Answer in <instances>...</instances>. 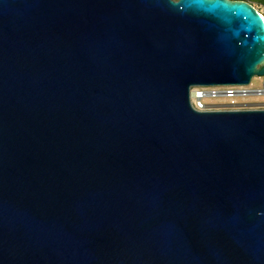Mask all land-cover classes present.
I'll list each match as a JSON object with an SVG mask.
<instances>
[{"label": "water", "instance_id": "water-1", "mask_svg": "<svg viewBox=\"0 0 264 264\" xmlns=\"http://www.w3.org/2000/svg\"><path fill=\"white\" fill-rule=\"evenodd\" d=\"M264 75L249 0H0V264H264Z\"/></svg>", "mask_w": 264, "mask_h": 264}, {"label": "built area", "instance_id": "built-area-1", "mask_svg": "<svg viewBox=\"0 0 264 264\" xmlns=\"http://www.w3.org/2000/svg\"><path fill=\"white\" fill-rule=\"evenodd\" d=\"M264 17V12L260 11ZM198 90L200 95L192 96V92ZM264 94V82L262 87L250 88L248 85H220V86H196L191 90V101L195 108L200 110L213 109L211 106H221L223 109L264 108V102L248 101L250 95ZM225 97L229 102H205L207 98ZM241 99V101L238 100Z\"/></svg>", "mask_w": 264, "mask_h": 264}, {"label": "rangeland", "instance_id": "rangeland-1", "mask_svg": "<svg viewBox=\"0 0 264 264\" xmlns=\"http://www.w3.org/2000/svg\"><path fill=\"white\" fill-rule=\"evenodd\" d=\"M262 3L257 2L256 0H254L252 3L254 4V6L259 10L264 12V0H261ZM263 82H264V75H260V76H255L253 77L252 81L250 84H248V87L250 88H257V87H262L263 86ZM248 101H257V102H264V94L261 95H250L247 97ZM239 101H241L240 98H238ZM229 102V98H225V97H212V98H207L205 102H209V103H216V102ZM209 108H213V109H223L221 108V106H211Z\"/></svg>", "mask_w": 264, "mask_h": 264}, {"label": "bare ground", "instance_id": "bare-ground-1", "mask_svg": "<svg viewBox=\"0 0 264 264\" xmlns=\"http://www.w3.org/2000/svg\"><path fill=\"white\" fill-rule=\"evenodd\" d=\"M200 95V93H198V90H194L193 92H192V96H199Z\"/></svg>", "mask_w": 264, "mask_h": 264}, {"label": "trees", "instance_id": "trees-1", "mask_svg": "<svg viewBox=\"0 0 264 264\" xmlns=\"http://www.w3.org/2000/svg\"><path fill=\"white\" fill-rule=\"evenodd\" d=\"M249 1L253 2L254 0H249ZM256 1L259 3H262L261 0H256Z\"/></svg>", "mask_w": 264, "mask_h": 264}]
</instances>
